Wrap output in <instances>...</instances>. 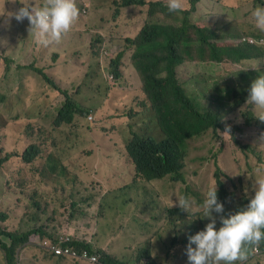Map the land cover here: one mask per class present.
Masks as SVG:
<instances>
[{
    "label": "clouds",
    "instance_id": "obj_1",
    "mask_svg": "<svg viewBox=\"0 0 264 264\" xmlns=\"http://www.w3.org/2000/svg\"><path fill=\"white\" fill-rule=\"evenodd\" d=\"M134 1L137 2L128 3L127 0H118L115 6H110L103 0L93 2L41 0L42 6L39 7H33L30 3H23L21 7L14 6L10 21L15 20L29 31L38 51L46 49V54L37 67L41 70V74L35 70L33 72L38 74L40 93L49 95V99L43 95L44 99L35 103L32 112L43 117L47 110H51L53 117L50 125L62 138L64 144L68 143L66 137L72 132V135H78V140L74 139L72 144L79 143L86 149L83 157L98 156V147L104 146L110 140L114 141L115 133H108L107 130L102 129L105 125L101 126L99 132H93L99 124H103L99 122L97 115L100 109L93 112L91 107L77 99L75 92L81 90L82 94H86L94 84L88 80L89 75L93 72L102 74L109 84L103 108L112 102L123 100L132 108V112L125 115L132 122V126L134 123L143 122V127L130 129L127 141L131 142L136 137L140 146L147 138L163 142L169 136L168 131L172 132L168 147L169 155L165 160L176 166L178 177L174 178L173 174L166 173L155 180L166 177L170 183L181 185L186 183L184 168L192 140L209 133L216 138L221 134L228 135L233 143H237L240 138L244 143L242 145H246L257 135L260 136L261 142H264V53L260 52L264 50V33L260 32H264V0H251L253 5L259 4L251 11L255 25L246 21L240 23L239 20H233L224 14L210 17L209 20L214 23L223 21L218 26V29L225 31L221 34V39H216L215 27L209 24L200 25L190 20L191 14L197 11V8H191L190 0L189 4L184 2L185 0ZM240 1L221 0L225 8H239ZM135 8L139 10L137 16H135ZM158 15H163L165 20H156L155 17ZM184 16L190 26L187 35L193 42L190 44L187 40L181 42L183 49L187 44L190 46L189 53L182 54V64L203 60L210 63L223 61L233 63L231 59L222 55L216 59L209 57L206 48L198 49L200 42L195 28H201L204 32L209 29L213 31L214 38L210 42L217 51L222 47L248 46L249 55L242 57L237 64L248 58L259 61L257 67L252 70L241 68L237 73L226 75L214 82L204 91L200 102L195 101L180 82L179 86L185 95L200 110L207 100L208 91L214 84L219 83L222 87L223 84L228 85L226 90H221L215 97L219 102V125L203 128L195 137L188 135L186 111L180 106L175 94L163 103L157 113H154L143 91L138 67L151 62L159 54L161 45L154 46L152 42L143 43L137 38L136 42L125 40V46L120 50L123 54L117 56L119 51L110 52L109 40L106 37L108 27L121 18L127 24L129 19H132L129 25L135 24L140 28L152 24L178 27ZM241 27L251 32L244 35L242 32L234 31H239ZM66 37L77 40V46L73 47L68 42L67 47ZM225 37L230 38L225 40ZM235 40L236 44L230 43ZM241 41L245 45L240 44ZM23 45L33 52V47L25 43ZM166 47L175 54L176 51L172 46ZM136 48H138L136 60L129 59V55ZM193 51H196L197 56ZM55 77H58L59 81L62 80V83ZM66 97L72 99L80 110L74 113L70 122L56 123L58 111ZM223 111L234 112L237 122L229 126L225 125L221 119ZM83 125L89 129L83 128ZM88 134L90 135L87 136ZM183 142L188 145L186 153L181 150ZM237 149L244 151L243 147L237 146ZM104 151L114 152L113 146ZM122 161L129 168V188L136 194L130 193L127 197L121 193L115 194L116 198L127 201L128 205L131 204L125 208L117 204L119 208L126 209L128 214L118 237L127 247L132 264H173L174 262L176 264H243L248 259L250 251L252 257L260 255L255 251L264 252V249L259 248L264 242V163H261V171L253 183L249 182L245 185L243 174L230 175L228 170L214 162L212 183L205 184L198 191L186 186L183 192L178 194L171 191L168 188L169 183L165 181L158 185H151L149 182L152 180L141 177H139L142 179L140 183L131 181L135 175H141L137 170L136 162L134 163L128 156ZM75 168L77 169V166ZM90 173L91 170L83 175L84 180L91 176ZM110 174L122 176L125 180L122 187L125 186L126 178L116 169H112L106 171L103 177L96 176L95 180H98L100 185L93 182L92 188L101 187L102 181ZM62 176L63 179L59 180V184L68 188L72 181L71 173ZM106 184L109 185L108 180ZM151 190L157 192L153 193ZM165 190L168 192L163 193ZM251 191L254 194L247 205L243 206L244 196ZM93 192L95 196L91 201L96 203L97 208L98 202L108 196H102L95 201L98 192L94 190ZM116 198H108V201L118 203ZM7 219L5 210L0 209V250L5 260L4 264H20L24 256L30 258L39 251H42L46 258H51L50 262L44 261L43 264H55L69 259L72 264H99V255L95 249H92L94 252H89L87 249L76 251L67 243L68 232L67 235H63L50 229L51 231L42 237L43 234L39 230L9 231L10 228L9 230L5 228ZM91 226L93 231L96 227ZM31 232H37L42 239L32 237L34 244H28ZM165 237L174 239L175 243L163 244L162 240ZM91 257H94V260Z\"/></svg>",
    "mask_w": 264,
    "mask_h": 264
},
{
    "label": "rangeland",
    "instance_id": "obj_2",
    "mask_svg": "<svg viewBox=\"0 0 264 264\" xmlns=\"http://www.w3.org/2000/svg\"><path fill=\"white\" fill-rule=\"evenodd\" d=\"M31 1L37 3L39 0H24L23 3L28 4ZM89 1L93 2L95 0ZM103 2L110 6H115L114 0H103ZM184 2L189 4V0H185ZM257 5H253L251 0H241V7L225 8L221 0H197L194 5V8H197V11L191 14L190 20L200 25L209 24L210 26L215 27L216 39H221V34L225 31L218 29V26H220L223 21L214 23L212 20H209L210 17L224 14L233 20H239L240 23L246 21L247 23L255 25L254 19L251 16V11ZM13 10L14 6L8 7L5 16L0 22V95L7 98L19 93L21 87L20 75L24 77V74H27L31 78V82L35 83L36 91L39 94L35 103H38V101L44 99L43 95H46L47 99H49V95L44 92L40 93L41 90L38 85L37 76L30 70L34 71L32 67H38V63L46 54V49L38 51L36 43L29 31L26 30L24 26L18 24L15 20L12 22L10 21V14ZM135 11V16H137L139 10L135 8ZM123 19L125 20L126 16ZM155 19L164 21L165 17L163 15H158ZM131 20L132 19H129V24ZM127 27L128 26L124 21H114L108 27L106 37H108L109 40L108 46L111 53H115L124 48L125 38L124 33L121 31ZM234 31L237 33L242 32L244 35L251 32V30L245 27H241L239 31ZM260 32L264 33L262 31ZM95 37L96 36H93V38ZM229 38L230 37H225V40H228ZM66 40L67 47L68 42H70L73 47L77 46V40H70L67 37ZM235 42L236 40L230 43L236 44ZM23 43L27 46L33 47V52L30 51L29 47L24 48ZM240 44L245 45L242 41ZM260 52L264 53V50L262 49ZM193 54L197 56L196 51H193ZM258 62L259 61L251 58L244 59L238 64H233L227 61L210 63L206 60L185 62L178 68V77L185 91L190 93L195 101L200 102L204 91H206V89H208L214 82L219 81L226 75L237 73L241 68L252 70L257 67ZM55 78L58 80V77ZM88 80L94 84L87 93L82 94L81 90H76L75 93L77 99L84 103V105L91 107L93 112L100 109V111L97 112V115L99 122H103V124H99L93 132H99L101 126L105 125L102 129L107 130L108 133L116 132L123 139H128V136H130V129H137L144 126L142 124L143 122H137L131 126L127 117L125 120L118 117L120 111L114 104L107 105L106 107L104 106L103 108L109 84L102 74L93 72L89 75ZM59 82L62 83V80ZM108 114H112L113 118L108 119ZM8 116L10 118L4 115L0 117V156L7 153L11 154V156L0 166V209L5 210L8 217L7 221H5V228L7 230L10 228L9 231L17 232L39 230L43 234L42 237H45L46 233L51 231L50 229L57 233L63 231L68 232L73 224L74 229L78 230L80 226L79 221L82 218H85L86 215L94 217L97 214L98 207L96 208V203L90 201V198L81 199L82 194L80 193L78 195L79 200L77 201L76 208L83 211L85 214L76 211L74 216H70L72 211H74V206L70 204L73 203L72 194L77 192L75 187L62 188L61 190L55 187L54 193L50 190H44L41 192L51 196L54 201V205L52 206L42 202L41 207H37L35 202L29 201L27 195H29L32 188L40 189L42 186H50V183L55 181L59 169V166L56 164L59 161H63L64 156L55 151L44 139L41 128H38V121L35 120L29 126H23L11 119H25L30 116H37L32 112V109L28 113H25L22 109L13 107L10 113H8ZM52 117L53 114L51 110H47L43 115L42 119L47 127H51L50 122ZM81 118H83V116ZM221 119L227 126L233 122H237V120H235L234 112L223 111ZM228 119L231 121L228 122ZM111 122L120 125V130L114 129ZM82 127L89 129L85 125ZM89 135L90 134L87 136ZM74 139L78 140V135H72L71 132L70 136L66 137V141L68 142L66 144L72 143ZM60 140L63 143L62 138H60ZM30 144H33L36 147L37 155L31 163H25L21 159V154ZM242 144L244 143L240 138H238L237 143H233V140L228 135L221 134V136L216 138L209 133L204 134L190 142V151L184 168L186 179L185 185L170 183L166 180V177L161 180H152L149 183L151 185H158L165 181V183H169L168 188L178 194L182 193L186 186L193 191H198L201 190L205 184L213 182L212 174L214 171V162H217L223 168L228 170L230 175L243 174L245 185L249 182L253 183L254 179L261 171V163H264V142H261L260 136L257 135L246 145ZM237 146L243 147L244 151H239ZM90 161L96 163L95 160ZM32 165L42 167V170L46 173L42 177H37V183L34 185H32L27 178L29 169ZM69 169L70 166H67L66 171L68 172ZM92 173L93 170H91L90 175ZM62 179L63 176L59 178V180ZM107 180L109 181V185L106 184ZM131 181L140 183L142 179L135 175L132 177ZM124 182L125 180L120 175H108L106 179L102 181L103 185L101 187L94 186L92 188L94 191L98 192L95 201L105 195L110 199H114L116 198L115 194L119 193L125 197L130 193L136 194L129 187H122ZM87 186L91 189L89 185ZM151 192L156 193L157 191L151 190ZM167 192L168 190L163 191V193ZM108 198H106V200H108ZM116 200L118 203L109 201L112 208H115L117 204L124 208L131 205H128L127 201L122 203V200L119 198H116ZM101 207L102 209L105 208L104 201H101ZM38 209H40V211H37ZM61 223L64 229L58 228V225ZM89 229L91 230L92 226H90ZM64 232L62 234L67 235ZM32 237H35L38 240L42 239L37 232H31L27 241L28 244H34ZM162 243L170 245L174 244L175 240L165 237L162 240ZM20 247L22 248L23 245ZM256 254L262 253L258 252ZM44 261L48 263L51 261V258H46L42 251H39L37 254H33L30 258L24 256L20 264H43ZM61 262L72 264L70 259ZM61 262H56L55 264H60ZM4 263L5 260L2 251L0 250V264ZM173 264H176V262Z\"/></svg>",
    "mask_w": 264,
    "mask_h": 264
},
{
    "label": "trees",
    "instance_id": "obj_3",
    "mask_svg": "<svg viewBox=\"0 0 264 264\" xmlns=\"http://www.w3.org/2000/svg\"><path fill=\"white\" fill-rule=\"evenodd\" d=\"M23 1L24 0H0V22L5 16L8 7L18 5L21 7L23 6ZM195 1L196 0H190L191 8L194 7ZM127 2L136 3L137 1L127 0ZM114 3H118V0H114ZM30 4L33 7L42 6L41 0L37 3L31 1ZM118 21L124 20L121 18ZM124 22L126 23V21ZM127 26V28L121 31L124 33L125 40L136 42L137 38V40L143 43L152 42L154 46L161 45L159 54L151 62L143 67H138L142 78L143 91L151 103L153 112L157 113L163 106V103L170 100V97L175 94L180 106L186 111L189 137H195L196 133L203 128L218 126L220 121L218 117L219 102L215 97L221 90H226L228 85L223 84L222 87L219 83L214 84L207 93V100L202 110L193 105L191 100L179 86L181 84L178 77V68L182 65V54L189 53V44L193 42L187 35V29L190 26L186 21V16H184L182 23L178 27L165 24L147 25L143 28L141 27L142 29L135 24H127ZM195 31L200 42L197 48L200 50L206 48L209 52V57L213 59L219 58L218 56L222 55L225 58L231 59L233 64H237L242 57H246L250 53V48L248 46L243 48L222 47L217 51L214 44L210 42V40L214 38L212 30L209 29L204 32L201 28H195ZM183 40L189 41V44H187L184 49L181 45ZM166 46H172L176 51L175 54ZM137 52L138 48H136L134 52H131L129 59L136 60ZM122 54L123 52L119 51L117 56H121ZM32 69L41 74L39 68L32 67ZM30 71L38 77L36 72ZM20 86V92L16 95L7 98L0 95V117L2 115L9 117L8 113H10L13 107L20 108L25 113H28L35 105V101L38 99L39 94L36 91L35 83L31 82V78L27 74H24V77L20 75ZM111 104H114L118 108L120 111L118 117L123 120L126 119L125 115H129L132 112V108L123 100L112 102ZM79 110L78 105L72 99L66 97L62 107L58 111L56 123L62 121L70 122L74 113L79 112ZM111 118H113V115L108 114V119ZM11 119L23 126H29L33 121H38V128H41L44 139L55 151L64 156L63 161H59L56 164L59 166V169L55 181L51 182L50 186H42L40 189L32 188L29 195H27L29 201L35 202L37 207H41L42 202L47 205H54L51 196L41 192L50 190L54 193L55 187L61 190L64 187L60 186L59 178L66 173H71L72 181L68 188L75 187L77 192L72 194L73 203L70 205L74 206V211H72L70 216H74L76 211L85 214L83 211L76 208L77 201L79 200L78 195L81 193V199L90 198V201L94 198L95 193L92 190L93 182L100 185L99 181L95 180L96 176L103 177L106 171L116 169L126 178L127 181L125 186L129 187V168H127L122 161L126 156L134 163L136 162L137 170L141 174L139 177L145 180L160 179L166 173L173 174L174 178L178 177L176 166L170 161L165 160L169 155L168 147L172 137L171 131H168L169 136L163 142H156L147 138L142 141L141 146L136 137L130 142L114 132V141L110 140L104 146L98 147L99 155L90 158L91 156L83 157L86 149L79 143H62L55 129L53 127H47L41 116H30L25 119ZM129 122L132 126V122L130 120ZM111 125L114 129L120 130V125H117V123L111 122ZM112 146L114 152L104 151ZM181 150L183 153L188 151L187 143L183 142ZM36 155V147L30 144L23 150L21 159L25 163H31ZM10 156L11 154L9 153L0 156V166ZM138 158L141 160H138ZM90 160H95L96 163ZM67 166H70L68 172L66 171ZM75 166H77V169ZM89 170L95 171L87 180H84L83 175ZM45 174L42 167L32 165L29 169L27 178L29 182L34 185L37 183V177H42ZM87 185H89L91 189H89ZM253 194V191H251L244 196L243 206L247 205ZM101 201L105 203L104 209L101 207ZM122 203H125V200H122ZM37 211H40V209ZM127 218L128 214L126 209L119 208L118 206L112 208L110 202L106 200V198H103L98 202L96 217H89L86 215L85 218L79 221L80 226L78 230L74 229V224L69 228V239L67 243L76 251L87 249L89 252H94L92 249H95L96 253L99 255V264H132L127 252V247L118 237ZM91 225L96 227L93 231L89 229ZM58 228L64 229L62 223L58 225ZM259 248L264 249V242L260 244ZM251 253L252 251H250L248 259L244 261L243 264H264V252L254 257L250 256Z\"/></svg>",
    "mask_w": 264,
    "mask_h": 264
},
{
    "label": "built area",
    "instance_id": "obj_4",
    "mask_svg": "<svg viewBox=\"0 0 264 264\" xmlns=\"http://www.w3.org/2000/svg\"><path fill=\"white\" fill-rule=\"evenodd\" d=\"M74 253H75V252H74ZM74 253H73V254H74ZM75 254H76V253H75ZM83 256H85V254H83ZM91 259L94 260V257H91Z\"/></svg>",
    "mask_w": 264,
    "mask_h": 264
},
{
    "label": "bare ground",
    "instance_id": "obj_5",
    "mask_svg": "<svg viewBox=\"0 0 264 264\" xmlns=\"http://www.w3.org/2000/svg\"><path fill=\"white\" fill-rule=\"evenodd\" d=\"M258 252H260V251H255V253H258ZM261 253V252H260Z\"/></svg>",
    "mask_w": 264,
    "mask_h": 264
}]
</instances>
